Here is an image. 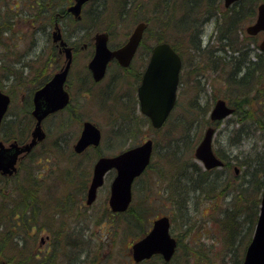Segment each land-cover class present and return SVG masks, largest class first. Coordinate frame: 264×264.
Masks as SVG:
<instances>
[{"label":"rangeland","instance_id":"374dc122","mask_svg":"<svg viewBox=\"0 0 264 264\" xmlns=\"http://www.w3.org/2000/svg\"><path fill=\"white\" fill-rule=\"evenodd\" d=\"M162 1L91 0L84 6L83 14L87 10L96 11L92 14V28L80 31L85 24L84 20L67 15L62 19H57L55 15L48 18L44 14L55 5L68 8L69 0H0V89L10 95L12 100L8 116L0 129V141L6 145L13 141L20 145L31 141V133L36 124L31 115L33 93L42 84L40 81L45 83L53 75L52 71L61 66L64 68L67 64L65 55L60 56L55 45L58 44L61 50L63 47L60 41L53 43L52 34L57 27L68 47L76 49L70 73L72 77L67 83L72 97L69 110L44 121L43 129L47 137L21 163L17 175L8 179H1L0 176V240L10 241L12 244L6 247L12 255L17 256L10 263L9 257L0 255V264H14L21 260L22 251L18 239L23 230L34 241L32 248L27 245L31 252L27 251L24 256L31 254L36 245V252L41 250L40 261L43 264H71L75 257L64 253L71 248L69 240L80 239L76 235L79 232L85 233L90 244L86 254L77 258L75 264H138L132 257L133 245L145 237L155 220L164 216L170 218L171 234L179 242L176 256L168 264H235L234 255L236 258L245 257L244 250L253 235L244 218L240 217L252 212L253 201L257 202V196L252 189L249 190L251 196L245 194L248 170L242 167V161L230 160V167L226 170L229 184L225 189L224 184L215 187L217 181L211 179L208 183L200 184L201 190L198 192L193 191L191 184V181L196 182L197 179H178L177 160L187 172H190L184 169L187 164H201L195 157V150L204 132L211 126L210 113L216 101L223 99L231 104L236 100L226 81L232 71L230 60L237 56V52L230 47H217H221L219 40L222 37L228 38L232 34L240 43L250 42L249 58L255 62V54L260 50L253 43L260 44L264 34L249 37L246 29L256 22L257 15L254 18H250V15H254L257 8L248 16V5L241 6V12L246 14L243 15L245 20L242 26L233 32L220 33L217 28L221 15H231L224 8L223 0L197 2L193 17L199 23L186 26H189L188 31L194 32L192 37L196 40L195 31L200 30L203 43L201 47L192 49L190 35H186V38L182 34L183 28L175 26L179 25L177 20L173 25L166 24ZM172 1L177 4L175 11L179 18L182 16L180 5L184 0ZM118 10H123L125 15L120 17ZM213 15L217 18H211ZM140 22H148L150 28L132 64L133 74L139 76L147 65L150 48L163 42L157 38L162 27L166 28L162 31V35H166L163 38L176 43L183 59L178 103L168 122L173 124L180 117L184 118L185 114L191 112L189 109L192 110L189 114L196 115V121L191 125V143L187 150L193 148L191 151L184 150L182 160H169L166 156L169 140L180 137L179 129L175 128L168 135V127L155 131L142 118L131 115L133 103H129L127 97L130 94L134 97L137 88L129 80H124L115 63L109 66L106 78L100 84H94L83 72L94 55L95 35L105 32L99 29L112 30L109 45L115 49L127 43ZM237 32L242 41L238 39ZM84 45L86 47L83 48ZM37 69L41 71L37 72ZM242 75L243 72L237 74L238 77ZM105 93H108L107 97ZM262 99L260 96L259 101H253L250 110L259 111ZM121 117H126L127 121L121 123ZM237 119L235 115H230L220 123L214 138V149L231 153V158L239 156L243 160H252L261 156L264 161V129L259 125L260 129L257 128V120L242 124L236 122ZM85 121H91L101 129L103 141L101 147L91 148L79 155L74 152L73 146ZM116 127L121 128L120 136L115 132ZM237 129H244L243 132L250 135L241 137L240 143L231 149L228 141L237 139L234 137ZM183 136H188L186 130H183ZM148 139H152L155 146L152 163L133 185L130 212L120 215L111 211L109 201L115 171L106 177L96 201L87 205V192L96 161L102 156H116ZM28 172L32 173L31 177ZM204 185H208V189H204ZM213 187L217 191L210 192ZM184 197L187 208H181L180 212L174 208L175 202ZM240 206L242 210L237 212V236L230 242L225 240L226 233L222 229L225 221L220 219L225 218L227 208L233 210ZM27 212H34L33 218L29 220L40 224V232H37V228L32 231L25 224ZM139 213L145 218L140 215L143 216V222L137 225L134 214ZM7 235L8 239L5 238ZM42 238L44 242L39 248L37 246ZM81 242L79 240L77 245ZM163 262L158 256L139 264H167Z\"/></svg>","mask_w":264,"mask_h":264},{"label":"water","instance_id":"95a60500","mask_svg":"<svg viewBox=\"0 0 264 264\" xmlns=\"http://www.w3.org/2000/svg\"><path fill=\"white\" fill-rule=\"evenodd\" d=\"M89 0H76V4L68 9L78 20L81 19L82 6ZM226 7L240 0H224ZM53 33V41L59 42L65 52L67 64L61 72L41 90L34 98L33 117L36 127L32 132V140L19 145L17 142L6 146L0 142V172L2 175L12 176L17 172L20 155H27L46 138L42 123L46 117L65 109L70 103V95L64 85L71 68L72 49L63 40L62 33L57 27ZM147 29L146 23H140L133 31L128 42L116 50L108 46L109 35L105 32L95 35V54L89 64L93 78L101 81L107 72L109 63L116 59L121 66H130ZM250 35H258L264 31V3L258 7V17L255 24L246 29ZM264 51V40L260 44ZM182 60L178 53L168 43L156 45L152 49L150 62L138 89L141 112L147 116L155 129H161L177 103V91L180 82ZM11 99L0 89V127L9 109ZM234 113L227 102L219 99L211 113V121H222ZM216 128L208 127L195 150V157L205 167L211 170L223 165L213 149V139ZM101 130L92 122H85L80 138L74 146L77 154H82L90 146L99 147L101 144ZM154 152L152 140L131 148L113 157H100L93 168V177L87 192V205H91L97 198L98 190L104 185L106 175L116 170V176L111 185L110 207L114 212L128 210L132 202V186L136 178L140 177L149 167ZM177 247L176 240L170 233L169 219L164 216L155 220L151 232L133 245L132 256L138 263L161 255L166 262L172 260ZM243 264H264V190L261 201L260 215L253 239L246 251Z\"/></svg>","mask_w":264,"mask_h":264},{"label":"trees","instance_id":"16d2710c","mask_svg":"<svg viewBox=\"0 0 264 264\" xmlns=\"http://www.w3.org/2000/svg\"><path fill=\"white\" fill-rule=\"evenodd\" d=\"M199 1L201 2L203 0H184L183 3L180 5L182 16H180L179 18L176 17V11H175V7L177 8L176 2H174L172 0H163L162 1V6H163L162 8H163V11L166 13V14H164V17L166 18V24L168 23L170 25H173L177 20V22H179V25L175 24V26H177L180 29L183 28L182 34L185 35V37L188 34L190 35L191 39L190 38L189 39H190L192 49H197V48L201 47V45L203 43V39L201 38V31L200 30L195 31L197 33V35H196L197 40H196L195 38L192 37L194 32L188 31L187 27H189V26H186V25H192L193 26L194 22H196L197 24L199 23V21L193 17L194 9L197 8V6L194 8V6H195L194 4L199 2ZM211 1L212 0H207L208 3H210ZM262 1H264V0H242L239 3H236L232 8H230L228 10L231 13V15H228V13L223 14L222 17L219 19L218 22H220V24H219L217 30L220 33L224 32V31H230V30H232L231 32L236 31L237 29H239L242 26L241 23L245 20L243 15H246V14L243 13L244 11L241 12V6L246 5V4L248 5L247 6V15L249 16V14L253 13V9L255 10L258 7V5H259L258 3L262 2ZM37 3H38V1H37ZM46 6H48L47 3H46ZM41 7L44 8V6H41ZM94 12H96V11L91 10L88 12V10H87L82 15V20L85 21V24L82 26V28H80V31H82L83 29L87 30L88 27L92 28V25H91L92 22L91 21H92V14ZM118 12L120 14V17L125 15V12L123 10H120V11L118 10ZM44 14L48 18H52L55 15V16L59 17V19H62L64 16L68 15L67 7L55 5L48 12L45 11ZM256 15H257V11L254 12V15H250V18H254V17H256ZM88 16H91V17H88ZM89 19H91V20H89ZM98 19H100V18L98 17ZM148 21H150V19H148ZM85 25H87V27ZM149 28L147 29V31L149 30ZM195 28H197V27H195ZM165 29H166L165 27L161 28L159 36L157 38L159 39V41L170 43L173 46V48L180 54L179 48L176 45V43L172 42L169 39L163 38V37H166V35H162V31ZM99 30H105V32H107L110 36H112V30H110V29H99ZM237 37H238V39L240 38V35L238 34V32H237ZM222 39L226 40L227 42L225 43V41H223ZM222 39L219 40V41H221V44H220L221 47H217V49H224L225 47H230L234 52H236L238 50L241 52L245 51L244 53L241 54V56L234 57L230 60V62L232 63V71L230 72L229 78L226 81L231 88V92H232L233 96L236 98V100L234 102H231V105L235 108L234 115L238 118L236 120V122L246 124L247 121H250V120L256 121L257 120L258 122L255 124L257 126V128L260 129L259 126H261V128L264 129V121H263V117H264V87H263L264 86V53L256 54V61L253 62L249 58V55H250V50H249L250 42L249 41L246 44H244L243 42L240 43L235 38L232 37V34H230L228 36V38L222 37ZM143 41H144V39H143ZM240 41H242V40H240ZM242 57H244L245 59L248 60L249 66L247 67V70L244 71L243 75L238 77L237 72L240 70L239 59L242 60ZM202 77H204V76H202ZM252 90H254L253 93L251 92ZM252 95H253V100H251ZM260 96L263 99L259 102V111H257L258 112L257 113L254 110H250V108L253 105L252 104L253 101H257V100L259 101ZM237 99H238V101H237ZM198 106L200 107V105H198ZM200 109L203 110L204 107H200ZM188 111L192 112V110H190V109ZM188 111H185V112H188ZM191 112H188V114H185L184 118L181 119V117H180V119H177L175 121V123L168 124L170 119L173 117V114H172L170 119L168 120V122L164 126V129H166L168 127L167 128V131L169 130L168 135H171L175 128L179 129V132H180L179 138H171L168 142L169 147L167 149L166 156L168 157L167 159H169V160L181 158L183 156L182 154H184V150H187L188 146L191 143V140L189 139L190 132H191V125L196 121V119H195L196 115L189 114ZM256 114H259L260 116H256ZM131 115L133 117H140L145 122L150 124L148 119L143 117L138 112L137 107L134 108V106H133ZM132 120H133V118H131V121ZM219 125H220V123L215 124V126L217 128L219 127ZM164 129H162V130H164ZM183 130L187 131L188 136H186V137L183 136ZM243 130L238 131V129H237L235 131L234 137L237 138V140H239L241 137L242 138L249 137L250 133H248V132L244 133ZM115 132L118 136H120L121 132H122L121 128L116 127ZM230 141H234V139H230ZM228 143H229V141H228ZM239 143H240V141H239ZM192 148H193V146L190 148V150H187V151H191ZM215 151H216V154L218 155V157L224 161V166L222 168L207 171V170H203L201 165H198L197 163L193 162L190 164L185 163V164H187V167L184 169L190 170V172H187V171L183 170V167L180 164L181 162L177 160V168H178V172H179L178 179H197L196 182L191 181L193 191L199 192L201 190L200 184L208 183L211 181V179H216L217 182H216L215 187L219 188L222 184H224L223 189H225L229 184L228 180H227L228 176H227L226 170H227V168L230 167V160L237 161V162L242 161L241 162L242 167H244L245 169L248 170V173L246 176V179L248 177V180H247L248 186L245 189V194L249 196L250 195L249 190H251V189L254 190L256 192L255 195L257 196V202L253 201L254 206H253L252 212H247V214L244 217H240V219L244 218L245 223L249 225L250 232L253 235L254 228H255V225L257 222V218H258V213H259L261 194H262V190L264 187V161H263L261 156H259L258 158L256 157L252 160H247V159L243 160L239 156L231 158V155H229V153L222 152L220 149H217ZM181 160H182V158H181ZM28 175H29V177H31L32 173L28 172ZM81 175H84V172L83 173L81 172ZM257 177H258V179H256ZM1 179H7V178L1 176ZM212 191H217V190H216V188L213 187L210 190V192H212ZM175 203L176 204H183L186 206V198L184 197L179 202H175ZM240 210H242L241 206L237 207L233 210L227 208V213H225V218L220 219V220L225 221V223L223 224L224 227H222V229H224L225 233H226L225 240H229L230 242H233L236 239V236H237L236 224L239 222L238 221L239 215H237V212ZM251 239L252 238H250L249 242L247 243L246 248L249 245ZM246 248L244 250V253L246 251ZM236 257L237 256L234 255V258H233V260L235 259V264H242L244 256H241L240 258H236ZM42 262L39 261L37 264H43ZM44 263L46 264V262H44Z\"/></svg>","mask_w":264,"mask_h":264},{"label":"bare ground","instance_id":"6f19581e","mask_svg":"<svg viewBox=\"0 0 264 264\" xmlns=\"http://www.w3.org/2000/svg\"><path fill=\"white\" fill-rule=\"evenodd\" d=\"M75 2H76V0H75ZM83 9H84V5L82 6V11H83ZM145 33L143 34V38L145 37ZM237 52V56L236 57H238V56H241V54L242 53H244V52H241V51H236ZM73 55L74 54H72V61H71V63L73 64V62H74V58H73ZM91 62V61H90ZM90 62L88 63V65H87V69L86 70H84L83 72L85 73V76L86 77H89V74H92V71H91V69L89 68V64H90ZM239 63H240V70L237 72V74L238 73H241V72H243L244 73V71H246L247 70V67L249 66V62H248V60L247 59H245L244 57H242V60H240L239 59ZM72 64H71V66H72ZM109 65H110V63H109ZM108 65V66H109ZM124 67V66H123ZM126 68V67H125ZM128 68H129V66H128ZM182 75V74H181ZM93 76V75H92ZM47 119H49V118H47ZM46 119H44V121H45ZM44 121H43V123H44ZM120 121H121V123L122 122H126L127 121V118L126 117H121L120 118ZM249 121H247V123H248ZM115 124H117V123H115ZM248 125V124H247ZM214 126V122L212 121V127ZM205 133V132H204ZM236 140V141H235ZM234 141H230L229 143H228V145H229V147L231 148V149H233V147H236V145L239 143V141L240 140H237V139H235ZM12 143H14V141L13 142H11L10 144H8V146H10ZM231 153H229V155H230ZM208 187L209 186H207V185H204L203 186V188L204 189H208ZM174 208H176L178 211H182V209L181 208H187L185 205H183V204H176L175 203V206H174ZM128 212H130V210H126V211H123V212H120L119 214L120 215H125V214H128ZM28 213V212H27ZM33 213L34 212H32V213H28L27 214V223H25V224H27V225H39L40 226V224H37L35 221H32V220H29L30 218L32 219L33 218ZM133 215V214H132ZM140 215H143V214H134V217H135V219H136V221H135V223H137V225H139V224H141L142 222H143V216H141L140 217ZM168 219H169V222H170V229H171V220H170V218L168 217V216H166ZM144 218H145V216H144ZM154 223V222H153ZM23 225V224H22ZM26 226V225H25ZM152 226H153V224H152ZM4 228H6V227H4ZM37 229H38V226H37ZM47 229H49V228H46V230ZM151 229H152V227H151ZM150 229V230H151ZM42 230H45V229H42ZM144 230V229H143ZM11 232V231H10ZM37 232H40V229H38L37 230ZM84 234L85 233H81V232H79V233H77L76 235L80 238V239H78V238H74L73 240H69V243H70V249H67L66 251H65V253H64V255L66 254V255H69L70 257L71 256H73V258L75 257V259L72 261V263L71 264H75V262H77L78 260H77V258H80L81 256H83V254H86L85 252H86V250L88 249V246H89V244H90V242H89V239H88V237H86V236H84ZM20 238L18 239L20 242H19V249L22 251V256H21V260L20 261H17L16 263H14V264H30V261H31V259H32V253L31 254H29V255H27V256H24V253H26L27 251H30L31 252V250H30V248L28 249L27 248V245L29 246V247H31L32 248V245H33V243H34V241L28 236V234H26L25 233V230H23V232H20V236H19ZM5 238H9V236L7 235ZM78 240V241H77ZM79 240H82V242L79 244V245H77L78 244V242H79ZM72 243H71V242ZM9 244H12L10 241H8V240H6V239H3L2 241L0 240V255H5L6 257H9L10 259L8 260L10 263L12 262H14L15 260H16V258H17V256L16 255H12L11 253H10V251H9V249L7 248L8 247V245ZM6 245H7V247H6ZM6 252H9V254L8 253H6ZM156 255H154L153 257H155ZM152 257V258H153ZM72 258V259H73ZM151 258V259H152ZM71 260V259H70Z\"/></svg>","mask_w":264,"mask_h":264},{"label":"flooded vegetation","instance_id":"af4514ba","mask_svg":"<svg viewBox=\"0 0 264 264\" xmlns=\"http://www.w3.org/2000/svg\"><path fill=\"white\" fill-rule=\"evenodd\" d=\"M69 2H70V6H72V5H74L75 4V1L74 0H69ZM69 6V7H70ZM68 7V8H69ZM67 16H70V17H74V16H72L71 15V13L69 12L68 13V15ZM59 17H57V19H58ZM264 38V37H263ZM53 43H55L54 41H53ZM56 45V47L58 48V52H59V55L61 56V55H64V51H63V49H61L60 50V47L58 46V44H55ZM84 47H86L85 45L83 46V48ZM121 47V46H120ZM120 47H118V48H120ZM73 48V47H72ZM118 48H115V49H113V50H116V49H118ZM141 48V47H140ZM73 50V54L76 52L75 50V48H73L72 49ZM139 50L140 49H138V51H137V53H136V55H135V57H134V59L136 58V56H137V54H138V52H139ZM149 53H151V52H149ZM149 53H148V55H149ZM149 58H150V55H149ZM134 59H133V61H132V63L130 64V66H129V68L128 67H123V66H121L120 64H119V62L118 61H112L111 63H110V65L112 64V63H115L117 66V69L122 73V77L124 78V80H129V82L131 83V85H133L134 87L136 86V88H137V92H136V94H135V96L133 97V95H131L130 94V97L128 96L127 97V100H128V102L129 103H133V106H134V108H136L138 105H139V99H138V89H139V87H140V85L142 84V79H143V76H144V73H145V70H146V68H147V65H148V62H147V65L145 64V67H144V69H143V71L141 72V73H139V76L137 77V75L134 73L133 74V72H132V64H134L133 62H134ZM147 59V58H146ZM148 61H149V59H148ZM109 65V66H110ZM183 67H184V65H183ZM109 68V67H108ZM63 69V66H61L59 69H55L54 71H52L53 72V75L52 76H50V78L44 83V82H42V81H40L42 84L41 85H39L38 87H37V89L35 90V92L33 93V98H32V101H34V98H35V95L39 92V91H41L52 79H53V77L58 73V72H60L61 70ZM41 71V69H37V72H40ZM108 71V70H107ZM127 72V73H126ZM70 73H71V69H70V71H69V74H68V78H67V82H66V84H65V86H66V88H67V90H68V86H67V83H68V80L69 79H71L70 78ZM129 74H131V76H128ZM107 75V74H106ZM38 77H40V74H38ZM72 77V76H71ZM89 78H90V80L94 83V84H100V83H102L103 81H104V79L106 78V76H105V78L101 81V82H95L94 80H93V76H92V74H89ZM180 81L182 82V75H181V77H180ZM69 91V90H68ZM69 94H70V92H69ZM106 97L108 96V93H105L104 94ZM70 96H71V94H70ZM106 97H105V99H106ZM71 102H72V97H71V101H70V103H69V105H68V107L64 110V111H67V110H69V107H70V104H71ZM33 105V107H34V104H32ZM33 110H34V108H33ZM33 110H32V112H33ZM32 112H31V115H32ZM54 115H56V114H54ZM32 117H33V115H32ZM49 118V117H48ZM33 119L35 120V118L33 117ZM36 121V120H35ZM36 127V124H35V126H34V128ZM34 128H33V130H34ZM33 130H32V132H33ZM31 135H32V133H31ZM15 142V141H14ZM38 210V209H37ZM22 215V213L21 214H19L18 216H21ZM36 222V221H35ZM37 223V222H36ZM37 226H39V225H29V228H31V230L33 231V230H36V228H37ZM37 239H38V236H37ZM42 242H44V240H43V238L39 241V244H38V246L37 247H41V243ZM40 259H41V250L39 251V252H36V245L33 247V252H32V259H31V261H30V263L31 264H37L39 261H40Z\"/></svg>","mask_w":264,"mask_h":264}]
</instances>
